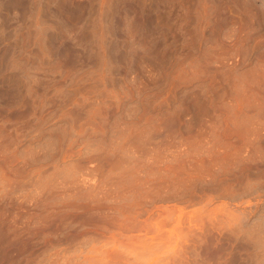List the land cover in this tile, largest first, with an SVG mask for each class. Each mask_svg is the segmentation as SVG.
<instances>
[{
	"label": "rangeland",
	"instance_id": "1",
	"mask_svg": "<svg viewBox=\"0 0 264 264\" xmlns=\"http://www.w3.org/2000/svg\"><path fill=\"white\" fill-rule=\"evenodd\" d=\"M0 264H264V0H0Z\"/></svg>",
	"mask_w": 264,
	"mask_h": 264
},
{
	"label": "bare ground",
	"instance_id": "2",
	"mask_svg": "<svg viewBox=\"0 0 264 264\" xmlns=\"http://www.w3.org/2000/svg\"><path fill=\"white\" fill-rule=\"evenodd\" d=\"M157 28V27H156Z\"/></svg>",
	"mask_w": 264,
	"mask_h": 264
}]
</instances>
